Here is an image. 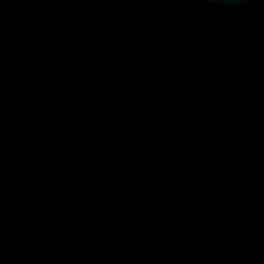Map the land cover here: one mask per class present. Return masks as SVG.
<instances>
[{
  "label": "water",
  "instance_id": "1",
  "mask_svg": "<svg viewBox=\"0 0 264 264\" xmlns=\"http://www.w3.org/2000/svg\"><path fill=\"white\" fill-rule=\"evenodd\" d=\"M0 264H264V0H0Z\"/></svg>",
  "mask_w": 264,
  "mask_h": 264
}]
</instances>
